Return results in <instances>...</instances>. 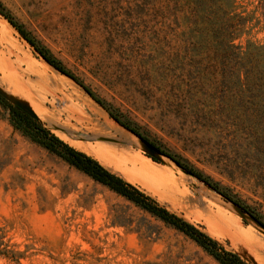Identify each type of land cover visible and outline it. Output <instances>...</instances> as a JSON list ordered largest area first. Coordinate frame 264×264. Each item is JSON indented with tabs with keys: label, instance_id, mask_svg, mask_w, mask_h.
Returning <instances> with one entry per match:
<instances>
[{
	"label": "rangeland",
	"instance_id": "374dc122",
	"mask_svg": "<svg viewBox=\"0 0 264 264\" xmlns=\"http://www.w3.org/2000/svg\"><path fill=\"white\" fill-rule=\"evenodd\" d=\"M0 2L144 136L264 217V91L249 93L221 73L212 61L217 54L191 36L195 18L180 0ZM238 8L244 17L237 50L264 46V0H238ZM0 90L227 250L264 264L258 223L175 163L153 160L134 133L48 65L1 15ZM4 100L0 218L26 253L21 264H219L177 229L34 143L24 127H14L17 107Z\"/></svg>",
	"mask_w": 264,
	"mask_h": 264
},
{
	"label": "trees",
	"instance_id": "16d2710c",
	"mask_svg": "<svg viewBox=\"0 0 264 264\" xmlns=\"http://www.w3.org/2000/svg\"><path fill=\"white\" fill-rule=\"evenodd\" d=\"M180 1L187 12L191 13L195 18V27L190 30L191 36L203 50L213 51L214 55L217 54V58L214 57L212 61L217 64L221 73L228 71L233 78L232 83L238 88H247L249 93L255 90L264 91V46L251 42L248 44L246 51L243 52L237 50L238 48L233 43L237 27L244 17V13L239 11L238 0ZM0 15L18 31L20 36L33 47L35 52L48 65L80 85L116 122L156 147L165 156L176 162L184 171L215 190L226 201L242 208L264 226V217L261 214L188 162L162 150L153 141L144 136L135 124L124 119L114 107L96 96L45 45L37 40L23 24L18 23L1 2ZM0 100L4 99L0 96ZM14 110L13 116L16 118L13 120L17 123V125L13 124L14 127L19 130L24 127V135L34 143L59 156L66 163L83 172L94 181L108 187L116 194L177 229L194 241L219 264H250L237 253L227 250L199 227L171 212L140 188L107 169L94 157L64 142L38 120L30 118L19 108H14ZM11 230L12 227L7 221L0 218V258L15 264H21L22 260L26 258V253L20 251L17 245L11 242Z\"/></svg>",
	"mask_w": 264,
	"mask_h": 264
},
{
	"label": "water",
	"instance_id": "95a60500",
	"mask_svg": "<svg viewBox=\"0 0 264 264\" xmlns=\"http://www.w3.org/2000/svg\"><path fill=\"white\" fill-rule=\"evenodd\" d=\"M0 96H2L4 99H6L7 101H10L14 106H16L17 108H19L20 110H22L25 114H27L28 116H30L32 119L38 120L39 121V117L38 115L34 112V110L27 105L26 103L18 100V99H14L11 100L9 99L1 90H0ZM40 122V121H39ZM41 123V122H40ZM136 135V134H135ZM137 136V135H136ZM137 138H139V140L143 143V145L150 151L153 160H157V156L161 157V158H165L170 160L171 162L175 163L178 167H180L176 162H174L173 160H171L169 157L165 156L160 150H158L156 147H154L153 145H151L150 143H148L147 141H145L144 139L140 138L139 136H137ZM181 168V167H180ZM182 169V168H181ZM183 170V169H182ZM184 171V170H183ZM186 172V171H185ZM187 173V172H186ZM189 174V173H188ZM191 175V174H190ZM231 203V202H230ZM233 204V203H231ZM237 209H239L242 213L249 215L256 223H258L263 229L264 226L262 224H260L253 216H251L250 214L246 213L242 208H240L239 206L233 204ZM239 255V254H238ZM240 256V255H239ZM243 259V258H242ZM245 260V259H244ZM246 261V260H245ZM248 262V261H246ZM249 263V262H248ZM251 264V263H250Z\"/></svg>",
	"mask_w": 264,
	"mask_h": 264
},
{
	"label": "bare ground",
	"instance_id": "6f19581e",
	"mask_svg": "<svg viewBox=\"0 0 264 264\" xmlns=\"http://www.w3.org/2000/svg\"><path fill=\"white\" fill-rule=\"evenodd\" d=\"M6 22V21H5ZM36 112V111H35ZM37 113V112H36ZM38 114V113H37ZM39 115V114H38ZM167 160V159H166ZM158 177V176H157ZM261 242V241H260Z\"/></svg>",
	"mask_w": 264,
	"mask_h": 264
}]
</instances>
